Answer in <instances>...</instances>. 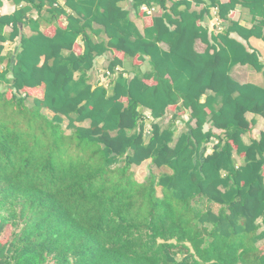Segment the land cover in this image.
<instances>
[{
    "label": "trees",
    "instance_id": "16d2710c",
    "mask_svg": "<svg viewBox=\"0 0 264 264\" xmlns=\"http://www.w3.org/2000/svg\"><path fill=\"white\" fill-rule=\"evenodd\" d=\"M11 1L21 6L0 15V233L12 230L0 264H264V131L243 140L256 125L246 114L264 118V85L230 74L264 68L249 42L264 40V0L200 10L205 0ZM239 5L257 18L251 28L230 16ZM210 7L224 30L203 24ZM44 9L66 25L42 31ZM27 23L34 33L20 40ZM16 39V53L4 54ZM105 54L112 94L90 82ZM128 57L130 75L118 71ZM148 161L171 171L137 180Z\"/></svg>",
    "mask_w": 264,
    "mask_h": 264
},
{
    "label": "crops",
    "instance_id": "0c3cea01",
    "mask_svg": "<svg viewBox=\"0 0 264 264\" xmlns=\"http://www.w3.org/2000/svg\"><path fill=\"white\" fill-rule=\"evenodd\" d=\"M206 2L197 5L196 3L193 5V8L200 10L201 8H204L206 6V4L208 3V0H205ZM59 6H64V0H59L58 3ZM123 5L126 8H129V2H123ZM21 6V5H20ZM20 6H17L15 3H13L11 0H4V3L2 6H0V15H5V14H12L17 8H19ZM134 12H131L130 14V18L133 22H135V24L138 26V28L143 32L144 27H145V21L141 18H138L136 15L133 16ZM162 13L161 8L156 7L155 11L153 12L152 15H160ZM135 14V13H134ZM30 16L37 18L39 16L38 12L36 10L32 11L30 13ZM234 20L239 21V23L242 26H245L246 28H251L254 25V19L256 20L257 18H254L253 15L250 13V10L248 8H245L243 6H238L230 15ZM148 21V24L150 23L149 19H146ZM259 20V18H258ZM66 19L65 16H62L57 22L52 18V16L50 15V13L47 11V9H44L41 15V19H40V29L42 31H45L46 33H53L56 24L65 26L66 25ZM203 24L209 28V30L211 32L217 33L219 31L224 30L225 28V24L224 21L218 16V11L217 8L215 7H210V10L208 13H206L205 15V19L203 21ZM227 24V22H226ZM99 27V25H97ZM12 30V26H7L5 27V33L7 35L10 34ZM34 33L32 27L30 24H22L21 28H20V40L21 38L26 35V36H30ZM95 40H107V37L105 35H101L100 37H95ZM250 45L258 50V52L261 55V61L262 64L264 66V53L262 52V48H264L263 44H261L262 42L264 43V40L262 39H258L256 37H252L250 39ZM20 45L19 39L10 41L8 40L7 42L4 43V54L6 53H16L18 47ZM161 46L165 47L166 46L164 44H161ZM206 48V44L199 41L197 43V49L199 51H204ZM75 51L77 53H81L82 52V43H81V39L78 40L77 45L75 47ZM111 54L112 53H108ZM15 55H13L14 57ZM108 59H109V55L105 54L103 56H100L98 58H96L95 61V65L93 67V69L90 71V82L93 85H97V84H105L108 87V91L109 94H112L113 92V85L114 83L110 81L112 80L113 76L110 77H106L104 71H107V65H108ZM130 60V61H129ZM7 65L3 64L1 66V69H4ZM126 69V74L130 75V73H133L136 71V68L134 67V64L131 60V58H126L123 67L119 66L118 71ZM138 69V68H137ZM139 69L142 72H148L152 70V65L148 60H146L140 67ZM230 74L232 75V77L234 79H236L237 81L241 82V83H246V82H254L258 85H264V68L262 71H257L255 68L248 66V65H241L238 64L236 66H234L231 69ZM189 116H190V111H186L185 117L184 119H180L177 120V123L179 121H188L189 120ZM247 118L249 120H256V125L254 128V131L252 133H247L243 136V140L246 144H250L252 139H258L260 136V133L262 131H264V118L261 115H257L254 114L252 112H248L246 114ZM168 122V121H167ZM184 122V125H185ZM169 123V122H168ZM194 124V122H192ZM178 126V124H177ZM208 128V126H207ZM212 148V144L209 145V151H211ZM238 160V164L241 163V160L239 158H237ZM162 169H167L164 170V172H169L171 171L169 168L166 167H162ZM218 207L215 205V209H217ZM261 244H264V240L261 241Z\"/></svg>",
    "mask_w": 264,
    "mask_h": 264
},
{
    "label": "rangeland",
    "instance_id": "374dc122",
    "mask_svg": "<svg viewBox=\"0 0 264 264\" xmlns=\"http://www.w3.org/2000/svg\"><path fill=\"white\" fill-rule=\"evenodd\" d=\"M133 16H135V14L133 13ZM261 44H263V46H264V43L262 42ZM262 52L264 53V48H262ZM130 61V60H129ZM106 71H104V73H105ZM112 82V80L110 81V83ZM1 88H3V87H1ZM8 90H9V88H8ZM27 93V92H26ZM23 94V93H22ZM28 94V93H27ZM30 96V95H29ZM31 98L30 99H28L27 100V104L29 105V106H31V105H33V99H32V95L30 96ZM173 114V112H170L169 113V119H170V115H172ZM183 115V114H182ZM184 117H185V114H184V116H183V119H184ZM166 118L167 117H165V119L163 120V125L164 126H167V124H168V122H170V121H168V122H166ZM182 119V118H181ZM182 119V120H183ZM184 122L185 121H179L177 124H178V126H177V130L178 131H183V130H185L186 129V127H185V125H184ZM67 124V121L64 123V125H66ZM66 132H72L71 131V129H67L66 130ZM164 170H167V169H162V168H156L155 166H153L152 164H151V162H145V163H143L142 165H140V166H138V167H136V171H134L135 172V174H136V178H137V180H139V181H145V180H147V178L149 177V173H150V171L151 172H153L157 177L161 174V173H164ZM158 190H159V193H161V190H160V188L158 187ZM12 230V228L10 227V226H8L5 230H4V232L3 233H0V241L1 242H6L9 238H10V231ZM16 231H19V228H17L16 229ZM49 264H54V262L52 261V260H49Z\"/></svg>",
    "mask_w": 264,
    "mask_h": 264
},
{
    "label": "built area",
    "instance_id": "2783aa9c",
    "mask_svg": "<svg viewBox=\"0 0 264 264\" xmlns=\"http://www.w3.org/2000/svg\"><path fill=\"white\" fill-rule=\"evenodd\" d=\"M187 1H193V0H187ZM142 9L143 10H146L149 14H153V12L155 11L156 7L153 6V7H149L148 5H143L142 6ZM146 116L149 117L150 113L148 111H146ZM152 120V119H151Z\"/></svg>",
    "mask_w": 264,
    "mask_h": 264
}]
</instances>
